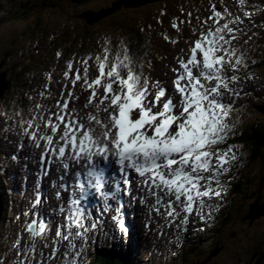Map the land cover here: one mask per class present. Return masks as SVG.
Wrapping results in <instances>:
<instances>
[{"label":"snow or ice","instance_id":"1","mask_svg":"<svg viewBox=\"0 0 264 264\" xmlns=\"http://www.w3.org/2000/svg\"><path fill=\"white\" fill-rule=\"evenodd\" d=\"M235 3L238 14L223 0L219 8L209 0L207 15L197 9L195 17L189 11L186 19L172 18L173 30L179 33V25L187 24L190 35L186 47L165 65L164 75L171 73L167 81L145 73L146 64L152 68L151 60L134 56L127 45L110 48L105 40L101 53L78 61L80 68L67 63L64 83L51 105L36 101L27 114L19 108L0 110V133L19 130L17 153L24 140L39 150L32 199L13 218L24 220L11 236L15 259L9 264H54L57 259L59 264H90L89 249L97 239L128 238L125 197L129 206L138 201L148 213L163 215L168 226H175L178 241L190 223L202 225L193 231L212 226L227 204L245 155L235 143L240 132L236 113L252 95L244 85L254 79L249 65L255 60L243 46L258 37L252 29L264 30V21L254 20L264 7L248 0ZM162 38L178 43V37ZM46 76L39 96L52 99L51 78ZM77 83L86 93L80 104ZM17 153L9 159L16 162ZM109 165L115 166L116 175H108ZM50 173L59 202L49 209L59 218L55 224L40 212L41 183ZM91 194L104 201V213H114L107 230L101 227L99 212L94 216L89 210ZM151 223L148 216L145 231L153 230ZM154 231L163 235L160 225Z\"/></svg>","mask_w":264,"mask_h":264},{"label":"rangeland","instance_id":"2","mask_svg":"<svg viewBox=\"0 0 264 264\" xmlns=\"http://www.w3.org/2000/svg\"><path fill=\"white\" fill-rule=\"evenodd\" d=\"M26 1H28L29 4L30 3L31 4L25 5L26 8L24 10L27 12V15H22L21 11L23 9H20V11L15 12V7L21 6L22 4H24V2L21 3V0H0V17L2 13L4 14L3 17H6V19L3 20L2 23H0V74L7 73L6 76H7V81L9 83V87L6 93H4V95L0 99V110L3 109H6L8 111L13 110L16 106L20 105V103H18L19 100H21L22 106L24 103L28 105L27 109L33 106V104L37 101V97L32 98L31 100L20 97L21 93H24L26 90H29L31 88L30 86H19V85H18L19 87L16 86L19 82L18 79L19 75H16L17 72L15 69L18 68L20 69V71L26 70L28 66L26 65V63L29 62V60H31L30 62L35 61L38 58L37 56L39 57L41 56L42 61L48 58L49 65L53 64V62L56 60H54L55 59L54 57L53 60H51L52 59L51 55H54L55 53L61 51V49L67 52L68 49L66 48L69 44L65 42L64 38L68 37L67 41L69 42V40L73 39L74 37L81 36L78 34L82 33L81 30L84 29L83 27L84 23L85 25H87L86 30L88 31H86L85 43H83V50H86L87 46L89 45L93 46L94 45L93 43L98 42L99 35L101 37H105L106 34H109L111 35L110 37L115 38L114 39L115 44L126 40L127 42L126 45L134 49L133 48L134 42L131 39L133 37L130 38L131 34L129 33V31L119 32L115 28L117 25L115 24L114 20L111 22H107V20L104 19L102 20L103 22L100 21V23L102 22L104 26L105 24L107 26L97 28L96 25H98L99 22L96 24L93 23L94 25L89 26L88 24H86L85 21L82 22V19H80L79 17L84 11L88 10L89 8L99 10L101 7H106L109 5L110 2H114L116 0H97V1L87 0L85 3H82L83 8H80L81 3H76L75 0H48V1L44 0V2L46 3H44L43 5L53 6V8L51 9L44 7L38 8L37 6H35L33 0H26ZM80 1L82 2L83 0ZM179 1L180 0H178L177 2ZM213 2L216 3L215 0H213ZM220 2L217 3L220 4ZM52 3L53 5H50ZM233 4H234L233 7L235 8L238 7L236 3ZM257 5L260 7H264V2L262 1ZM181 6H182L181 4L180 5L176 3L173 4L174 14L169 16L168 21L166 23L161 24L157 22V19L163 18L162 16L153 18L154 24L157 27L156 30H161V32H158L161 35L157 36L150 34V36H156V38L153 45L149 46V50H153V51L156 49L158 50L159 47L161 46V49H163L164 51L163 53L165 55L168 52V50L176 48L179 42L188 39L190 35L189 28H185L184 24H180L179 33H177L175 30L171 28V20L173 17H177L179 19H186V14L189 11H191L193 17H195V15L197 14L196 10L199 9L200 13L202 14L204 7L197 4L195 7L191 8L190 3L185 7H181ZM229 6L230 3L227 7ZM57 7L65 8L66 11H62L61 13H59V11L56 10ZM31 8L32 10L30 11L29 9ZM181 9H183V13L185 15L181 14ZM236 10L234 11V14H237ZM54 14L56 15L54 16ZM161 14L165 15V13H161ZM262 15L264 16V12H262ZM261 19L263 18L261 17ZM261 19H258V21H260ZM116 20L117 22L121 23L118 18ZM35 21L41 22L40 27H36L37 28V33L35 34L37 35L36 38L33 37L32 35H29V33L26 32L25 28H23L25 26H28V24L34 23ZM193 23L195 24V20H193ZM166 24H168V28L171 31H173L174 34L170 35L169 32L166 29H164V27L166 28ZM56 28L58 29L57 39H55L54 31H53V29ZM25 32L27 34H24ZM258 33L259 36L257 37L258 40L257 44H261L262 46L264 40V30H259ZM163 35H168L170 37H178V43L176 45H172L166 42L162 38ZM147 36L149 37V34H147ZM81 37H83V35ZM33 39H35L36 41H34ZM251 43H253V40L250 41L248 45H244L243 47L251 52V54L254 56L252 57V59H254L255 64L259 66L255 69V71H253L255 72V74L249 73L251 76L254 77V79L247 81L244 85L245 89L250 91L252 95L249 96L246 100L241 102L244 107L242 106L239 112L236 113V117L239 121L237 125V127L240 129L239 134L244 129H249L253 123L264 120V114L262 113L264 112V62L259 63L262 61L261 57H264V55H261V51L263 54L264 48L263 49L255 48L254 46L250 45ZM35 45L37 46L36 48ZM96 46H97L96 54L101 53L102 51L100 49V46L97 43ZM175 51H171L168 54H171ZM134 52H136L135 53L136 57H140V52L142 51L139 50L137 45ZM152 56L156 58L158 64H161L163 62L164 56L156 57V52H153ZM171 61L169 63H171ZM32 70H34V68ZM151 74H153L152 71ZM152 77H158L162 81H167L169 76H152ZM19 97L21 99H19ZM11 105L13 108L11 107ZM241 151L245 153L246 156L248 155L246 149H244V146L241 148ZM263 153H264V149H263ZM259 159L261 160L252 161V162L248 161L247 163L243 164L244 167H243V171L241 172L240 178H242V180L245 181L244 182L246 184L245 193H243L242 196L235 197L236 198L234 199V201L236 202L235 207L234 206L232 208L229 207L228 205L230 202L229 200H227V204L220 211L221 219L219 218L217 221L219 220H221V222L226 221L228 225L226 227L221 226L220 228L218 222L216 223L218 226L216 225L215 228L217 227V231L220 232L217 238L218 237L220 238L216 240L217 245H214V247L216 246L220 248L219 246H225V250L221 255H217V257H215L210 264H256L258 259L260 260L259 262L260 264H264V243H263L264 221L253 224L254 222H257L259 219L255 218L254 220H251L248 218V215L250 216L251 214L248 211L249 204L255 201H259L260 205H264V158H259ZM233 182H235V179L232 181V184ZM1 186L2 185L0 183V187ZM20 207L21 206H15V205H12L11 207L10 206L5 207L2 204V210L0 213V250L5 249L6 251H8V253L13 250L11 247V236L14 234L15 230L18 229V225L20 224V222H18L19 220L13 221V219H10L8 221V219H4V217L10 216L9 214L20 213L22 211ZM89 210L91 211L90 208ZM260 218H264V216ZM242 220H245V222H242ZM8 222L11 223L8 224ZM110 224L111 221H106L105 223V225L107 226H109ZM213 225L214 224H212V226ZM200 227H202V225L199 222H197L195 225L190 223L187 226L188 230L186 231V233L190 232L191 234L190 236L187 237L188 241L191 236H194L197 233L200 234V231H193L194 228L198 229ZM205 235L208 236V234ZM207 236L202 238L200 242L204 243L208 240V247H209L213 237L211 235L209 236H211L212 238H209ZM180 240L182 241V236H180ZM134 241L135 240H132V243ZM104 242L108 243V241H103V243ZM168 245L170 244L167 243V245L165 246V250L168 249ZM175 245L177 246V242ZM191 245L192 246L191 248H189V250L185 251L181 256L179 255V258L177 259L178 260L177 264H191V262L193 263L194 261H196L195 263H197L202 261L205 257L208 256L206 254V251H208V247H203L202 245L194 243V241L191 242ZM134 246L136 248L139 247V246L137 247L136 244H134ZM142 248L144 249V245H142ZM159 249L160 248H158V251L155 253L156 258L160 257L161 256L160 254L164 252V248H162L161 250ZM257 249L258 250L261 249L262 251L258 252L256 251ZM123 250L125 251L126 249L123 248ZM170 251H172L173 254L177 252L176 248L173 245H171ZM253 252L256 254V256H253L254 259H252L251 262H247L249 260L250 254ZM132 255L133 253L129 252V256L132 257ZM91 259H93V257H91ZM10 261H11V255L8 256V262ZM137 261L138 262L136 264H144L139 260ZM130 263L132 264V260H130ZM3 264L6 263L4 262Z\"/></svg>","mask_w":264,"mask_h":264},{"label":"trees","instance_id":"3","mask_svg":"<svg viewBox=\"0 0 264 264\" xmlns=\"http://www.w3.org/2000/svg\"><path fill=\"white\" fill-rule=\"evenodd\" d=\"M39 1V0H38ZM48 1V0H46ZM87 0H83L82 2L80 0H75L76 3H85ZM166 1V2H164ZM160 3H154V4H149L147 6H143L140 7L136 10H131L132 8H128L125 5L121 8V9H117L116 12L109 16L108 18H111L110 20L108 19V21H115V24L117 25L115 28L119 31V32H127L129 31V33L131 34L130 38L132 39L133 43V48L134 50L136 49L137 45L136 42L139 43H143V44H147V45H153L156 36H150L151 35H160L158 32L159 30H156L155 24H154V20L153 18L162 16V19H157V22L163 24L166 23L168 21V18L170 15H173V4L176 3L178 5H182L181 7H185L190 3V6L192 5H197L203 1L206 0H180L179 2H177L178 0H164ZM220 1V0H218ZM224 1V0H223ZM27 1H25V4L21 5L22 9H25L26 6L25 5H30L29 2L27 3ZM50 5H53L50 4ZM38 8L44 7V8H53V6H48V5H39L37 3ZM201 6H203L201 4ZM20 7V6H19ZM108 8V7H107ZM171 10H170V9ZM179 8V7H178ZM177 8V9H178ZM105 9V8H104ZM30 11L32 10L29 9ZM57 11H59V13H61L62 11H66L65 8H60L57 7L56 8ZM20 11V9H18V6H16L15 8V12ZM22 15H27L26 11H21ZM161 13H165V15H162ZM172 13V14H171ZM7 15V14H6ZM21 15V14H19ZM56 14H54L55 16ZM202 15H204V13H202ZM4 14H1L0 17V23H2L3 20L6 19V17H3ZM18 18V17H17ZM119 19L121 23L117 22L116 19ZM263 21H264V17H263ZM82 22H84L82 20ZM40 23L38 21H35L34 23L28 24V26H25L23 28H25L26 32L29 33V35H32L33 37L36 38L37 35H35L37 33V28L36 27H40ZM100 23V22H99ZM98 23V24H99ZM194 24V23H193ZM168 24H166L167 26ZM87 25H83L84 29L81 30L82 33L78 34V35H83V37L81 36H76L73 39L69 40V42L67 41L68 37H65V42L68 43L69 45L67 46L66 49H68L67 52H65L63 49H61V57H64L66 60L70 61V57H76V55H78L79 53H82V57H84L85 55H91V51L93 49V47L91 45L86 47V50H83V43H85V35H86V28ZM99 26V27H98ZM104 24L101 22L99 25H96L97 28H101L103 27ZM89 27V26H88ZM105 27V26H104ZM185 28H189V26L187 24H184ZM151 28V30H150ZM142 30V32H140V30ZM165 29V27H164ZM99 30V29H98ZM54 31V37L55 39L58 38L57 35V31L58 29H53ZM79 31V32H81ZM24 34H27V33ZM44 32V31H43ZM52 32V31H51ZM146 34H149V37L146 36ZM172 34H174V32H172ZM23 35V34H21ZM259 36V35H258ZM24 37V36H22ZM152 37V38H151ZM34 41H36L35 39H33ZM89 40V38H88ZM97 43V42H96ZM257 38L255 39V42L253 41V43H251V46H254L256 48L257 44ZM95 44V43H93ZM36 46V45H35ZM253 48V47H252ZM65 49V50H66ZM247 54L250 57H254L251 52L249 50H247ZM48 56V55H47ZM34 57V56H33ZM32 57V58H33ZM38 58L35 61L30 62L31 60H29V62L26 63L27 66V73H35V72H39L42 73L43 70H45V66L47 65L44 61H42L41 56H37ZM264 62V58H262V61L259 63ZM30 65V66H29ZM259 65L251 64L249 65L250 68V72L249 73H253V71H255V69L258 67ZM34 68V70H32ZM17 72V69H15ZM91 73V69L89 68V72L88 75H90ZM22 75L23 72L21 73ZM81 75H83V72L81 73ZM23 76H18L19 79H21ZM18 81V80H17ZM264 114V112H262ZM235 143L242 145V147L244 146V149H246L248 155H244L243 156V161H246L244 163L252 162V161H257V160H261L259 158H264V153H263V149H264V120H261L259 122L253 123L251 125V127L249 129H244L243 131H241V133L239 135H237L236 139H235ZM245 181L242 180V178L237 179L236 182H234L232 184V189L230 191V195L231 196V200L229 203V207H235L236 202L234 201V199H236L235 197L239 196V195H243V193H245ZM4 198V196H3ZM5 199V198H4ZM225 221V220H224ZM219 227L221 228V226H227L228 224L225 222H220ZM218 227V228H219ZM214 229V228H213ZM213 233H211L210 235L215 238L220 232L215 230H212ZM210 236V238H212ZM103 253L106 254H99L95 257V264H131L130 260H132V264H136L138 261L137 259V255L134 254L135 252L131 249V250H111V251H102ZM129 252H132L133 255L132 257L129 256ZM101 253V250H100ZM129 256V257H128ZM130 258V259H129ZM176 264V263H175Z\"/></svg>","mask_w":264,"mask_h":264},{"label":"water","instance_id":"4","mask_svg":"<svg viewBox=\"0 0 264 264\" xmlns=\"http://www.w3.org/2000/svg\"><path fill=\"white\" fill-rule=\"evenodd\" d=\"M151 2H154V1H159V0H149ZM145 4V2L141 3V4H137V6H140V5H143ZM109 15V12L108 11H102L98 14H89V15H85L83 17H85L87 23L89 25L99 21V20H102L103 18L107 17ZM7 74H0V99L2 98V96L4 95L6 89H7V82H6V76ZM2 204H3V201H2V198H1V195H0V213H1V210H2ZM249 212L251 213L250 216L248 215V218L251 219V220H254L255 218L257 219H260V217L264 216V205H260L259 204V201H255L251 206H250V210ZM218 249L217 250H214L209 258H208V261L210 259H212L213 257H215L218 253ZM260 260L258 259L256 264H260L259 263ZM206 263V262H205Z\"/></svg>","mask_w":264,"mask_h":264},{"label":"bare ground","instance_id":"5","mask_svg":"<svg viewBox=\"0 0 264 264\" xmlns=\"http://www.w3.org/2000/svg\"><path fill=\"white\" fill-rule=\"evenodd\" d=\"M216 2H220V1H218V0H215ZM228 1H230V2H228ZM223 3H224V5L225 6H228L229 5V3H230V9L234 12L237 8H235V7H233V3H235V0H224L223 1ZM3 9V8H2ZM8 11V10H7ZM238 14V13H237ZM244 107V106H243ZM2 197H3V195H2ZM27 197H29L30 199H31V195L30 196H27ZM7 200H9V199H6V201ZM8 202V201H7ZM42 204H43V199H42ZM15 205L16 206H18L19 204H18V202L16 201V203H15ZM140 205V204H139ZM141 206V205H140ZM6 207V206H5ZM142 207V206H141ZM159 218V217H158ZM211 233H213L212 232V230H207L206 232H204L203 234H208V235H210ZM209 238H210V236H209ZM220 247V246H219ZM209 248V247H208Z\"/></svg>","mask_w":264,"mask_h":264},{"label":"flooded vegetation","instance_id":"6","mask_svg":"<svg viewBox=\"0 0 264 264\" xmlns=\"http://www.w3.org/2000/svg\"><path fill=\"white\" fill-rule=\"evenodd\" d=\"M264 221V218H262V219H260V220H258L257 222H254L253 224H256V223H258V222H263ZM218 238H220V237H218ZM217 243V242H216ZM263 243H264V240H263ZM217 245V244H216ZM221 248H223V250L221 251V253L219 254V255H221L223 252H224V250H225V246H220ZM253 258L251 257V258H249V260L247 261V262H251V260H252ZM203 261V260H202ZM210 264V263H209Z\"/></svg>","mask_w":264,"mask_h":264}]
</instances>
